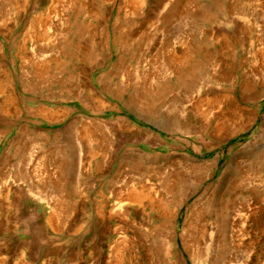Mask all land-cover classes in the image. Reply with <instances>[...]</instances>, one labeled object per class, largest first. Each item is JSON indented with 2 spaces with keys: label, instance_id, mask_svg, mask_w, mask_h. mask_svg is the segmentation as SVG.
<instances>
[{
  "label": "rangeland",
  "instance_id": "obj_1",
  "mask_svg": "<svg viewBox=\"0 0 264 264\" xmlns=\"http://www.w3.org/2000/svg\"><path fill=\"white\" fill-rule=\"evenodd\" d=\"M263 53L264 0H0V264H264Z\"/></svg>",
  "mask_w": 264,
  "mask_h": 264
},
{
  "label": "bare ground",
  "instance_id": "obj_2",
  "mask_svg": "<svg viewBox=\"0 0 264 264\" xmlns=\"http://www.w3.org/2000/svg\"><path fill=\"white\" fill-rule=\"evenodd\" d=\"M176 1V0H175ZM183 1V0H182ZM215 1V0H214ZM216 1H218V0H216ZM172 1H170V3H171ZM187 2V1H186ZM169 3V2H168ZM215 3V2H214ZM186 4V3H185ZM184 4V5H185ZM187 5V4H186ZM213 6V5H212ZM214 7V6H213ZM212 8V7H211ZM213 9V8H212ZM215 9H218V8H215ZM208 11V10H207ZM177 12V4L175 3V4H172V6L170 7V9H169V16H168V19H171V18H174L175 16H176V13ZM204 13V12H203ZM212 13H214V12H212ZM217 14H218V10H217V12H216ZM220 13V12H219ZM203 16H204V14H202ZM201 15V16H202ZM216 15V14H215ZM198 16H200V15H198ZM212 16V15H211ZM210 16V17H211ZM205 17V16H204ZM203 17V18H204ZM216 17V16H215ZM211 18H213L214 19V17H211ZM202 19V18H201ZM200 21H202V20H200ZM169 22V21H168ZM203 22H205V21H203ZM191 48V47H190ZM184 53V52H183ZM188 54V53H187ZM195 54V53H194ZM178 57V56H177ZM181 57V56H180ZM179 57V58H180ZM182 57H183V55H182ZM181 57V58H182ZM185 57H188V58H190L191 59V57H193V56H191L190 54H188V56H185L184 55V58ZM262 61L264 62V53L262 54ZM200 58H202V57H200ZM209 58V57H208ZM186 59V58H185ZM179 60V59H178ZM200 60V59H199ZM199 60H197L196 58H194V60H190V61H184L183 63H180L181 65L183 64V67H184V69H185V65H188V67H187V70H186V72L184 71V73H185V75L186 76H189V77H193V75L195 74V73H197L198 72V69L200 68V65L201 64H203V61H200L199 62ZM179 62V61H178ZM181 62V61H180ZM203 65H205V64H203ZM203 65H201V67L203 66ZM164 66V65H163ZM176 66V65H175ZM169 69V68H168ZM167 69V70H168ZM169 71V70H168ZM184 73H182L181 71L180 72H177V74L175 73V79H174V81L176 82V83H179V82H182L183 80H185V78H184V76H183V74ZM200 75V74H199ZM201 76V75H200ZM199 77V76H198ZM206 77V76H205ZM207 78V77H206ZM211 79L212 78H207L206 79V82H210L211 81ZM205 81V80H204ZM175 82H173V83H175ZM175 83V84H176ZM244 83H245V86L248 88V89H250L251 88V91L253 90V88H252V84L250 85L249 83H251V82H249L248 80H244ZM168 84V83H167ZM195 84V83H194ZM178 86V85H177ZM254 87V86H253ZM164 88H166V87H164ZM246 91H247V89H246ZM250 90H248V92H249ZM235 108H238V107H235ZM239 109V108H238ZM238 109H235L233 112H231V116L230 117H233V118H236V117H234V116H238V114H239V112L238 111H240V109L238 110ZM238 110V111H237ZM42 112H43V110H41ZM242 112L243 111H241V114H242ZM43 113H45V112H43ZM242 116V115H241ZM239 118V117H238ZM228 120V119H227ZM235 120V119H234ZM234 120H232L231 119V121L232 122H235ZM217 122V121H216ZM220 122V121H219ZM223 123V122H222ZM220 126V125H219ZM95 127H97V126H95ZM94 127V128H95ZM220 127H218L217 128V130L219 129ZM222 128V127H221ZM216 130V131H217ZM222 131H223V129H222ZM89 132H90V130H89V128H83V131H82V135H83V138L84 139H86L87 140V142L89 141V138L87 137V136H89ZM218 132V131H217ZM233 133H234V131H233ZM85 140V141H86ZM261 154V153H260ZM259 155V154H258ZM258 155H255V159L257 160L258 159V162L261 164V165H263V163H264V159L263 158H261L260 156H258ZM137 158H131L132 159V167H133V170L130 168V170L132 171H130L129 173L131 174H129L130 176H128V180L131 182V181H133L134 180V178L137 176H142V174L140 175V169L139 168H137L138 166L136 165L138 162H140V161H142L141 160V157H143V156H141V155H138L137 154ZM141 163V162H140ZM141 165V164H140ZM190 165H192V164H190ZM199 165V164H198ZM197 165V166H198ZM259 165V164H258ZM137 166V167H136ZM201 166V165H200ZM141 167V166H140ZM261 167V166H260ZM140 171H139V170ZM145 170H146V168H145ZM148 170V169H147ZM202 170V169H201ZM229 170H231V171H233V168H231V169H229ZM196 171V170H195ZM198 171H200V170H198ZM144 172V171H143ZM142 172V173H143ZM178 173H175V175H174V179H173V183H172V186L171 185H169V187L171 186V190H169L170 188L169 187H167V189L165 188V187H163V189L162 190H164V192H166L167 190L168 191H172V190H176V192L175 193H177V194H181V189H182V187H181V184H182V181H183V176H182V174L179 172V171H177ZM193 172V171H192ZM147 173V172H146ZM146 173H144V174H146ZM187 173V172H186ZM188 173H190V172H188ZM148 174V173H147ZM193 174V173H192ZM168 175V174H167ZM170 175V174H169ZM240 175V170H234L233 172H232V178H231V182L232 183H234V180H238V176ZM230 176V175H229ZM163 177V176H162ZM167 177V176H166ZM166 177H163V178H166ZM171 178V177H170ZM168 179V178H167ZM230 179V178H229ZM165 180V179H164ZM163 180V181H164ZM162 181V182H163ZM200 180H198V182H199ZM166 182V181H165ZM164 182V183H165ZM163 183V184H164ZM184 183V182H183ZM162 184V185H163ZM196 184H198V183H196ZM235 184V183H234ZM237 182H236V186H237ZM166 186H167V184H165ZM198 186V185H197ZM230 186H231V184H230ZM230 186L228 185V187L227 188H230ZM55 187V186H54ZM161 187V186H160ZM169 188V189H168ZM195 188V187H194ZM232 188V187H231ZM234 186H233V188H232V190L234 191ZM178 189V190H177ZM149 190H150V188H149ZM149 190H148V188L146 187V185H144V186H139L138 184H132V186H130V187H128L127 188V190H126V194H127V197H128V199H130L131 201H133V202H137V203H142L144 200H146L147 202H150L151 203V206L153 207H155V209H157V211H159V212H157V214H159L160 215V219H161V222H162V224H163V226H165V225H169V221H171V219L173 220V214H172V210H171V208H172V206H173V204L172 205H170L169 203H167L166 201H164V199L163 198H160L159 200H155V199H153L152 197H151V192L149 193ZM183 191H184V189H183ZM230 191V190H229ZM162 193V196H164V195H166V194H168V193ZM227 192H228V190H227ZM171 193V192H170ZM191 194V193H190ZM186 195H188V192H187V194ZM185 195V196H186ZM174 197H175V195H173ZM190 196V195H189ZM229 196V195H228ZM161 197V196H160ZM183 197V196H182ZM187 197V196H186ZM185 197V198H186ZM211 197H213V195L211 196ZM154 198H155V196H154ZM158 198V197H157ZM156 198V199H157ZM177 198V197H176ZM209 198V197H208ZM230 198V197H229ZM214 199V198H213ZM221 200V199H220ZM223 200H225V199H223ZM216 201V202H215ZM215 201L214 200H209V202H208V204H207V209L206 210H208V209H211V210H219V217L221 218L222 217V222H221V226L220 227H222L223 229L224 228H226L227 226V221H226V219H227V214L225 213V211L227 210V203H228V200H227V202L222 206V207H220L221 206V204H220V201H217L216 199H215ZM207 202V201H206ZM224 203V202H223ZM222 203V204H223ZM206 204V203H205ZM219 205V206H218ZM230 205V204H229ZM148 207V206H147ZM54 209V208H53ZM153 210V209H152ZM156 211V210H155ZM54 212H56V211H54ZM53 211H52V213H54ZM209 212V211H208ZM211 212V211H210ZM209 212V213H210ZM217 213V212H216ZM172 214V215H171ZM203 214V213H202ZM50 215H55V213L54 214H50ZM201 216V215H200ZM216 216H218L217 214H216ZM52 217V216H51ZM218 217V218H219ZM50 218V217H49ZM51 219V218H50ZM219 223V222H218ZM219 225V224H218ZM169 227V226H168ZM171 227V226H170ZM187 227V226H186ZM191 228V227H190ZM223 232H225L224 230H223ZM185 233V231H183L182 232V235ZM202 234H203V232H202ZM202 237V236H201ZM223 237V236H222ZM223 247V246H222ZM223 252H224V249H223ZM223 252H221L222 254H223ZM219 257L220 258H222V255H219ZM215 260V259H214ZM216 263V262H215ZM218 264H219V262H218ZM236 264V263H235Z\"/></svg>",
  "mask_w": 264,
  "mask_h": 264
}]
</instances>
